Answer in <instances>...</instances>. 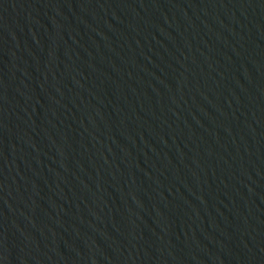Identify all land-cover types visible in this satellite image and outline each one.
Returning a JSON list of instances; mask_svg holds the SVG:
<instances>
[{
    "label": "water",
    "instance_id": "water-1",
    "mask_svg": "<svg viewBox=\"0 0 264 264\" xmlns=\"http://www.w3.org/2000/svg\"><path fill=\"white\" fill-rule=\"evenodd\" d=\"M0 264H264V0H0Z\"/></svg>",
    "mask_w": 264,
    "mask_h": 264
}]
</instances>
